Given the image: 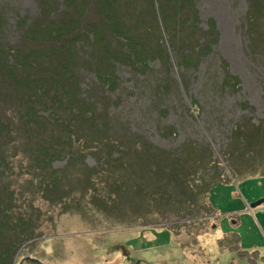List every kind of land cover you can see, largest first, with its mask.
Returning a JSON list of instances; mask_svg holds the SVG:
<instances>
[{"label":"trees","instance_id":"obj_1","mask_svg":"<svg viewBox=\"0 0 264 264\" xmlns=\"http://www.w3.org/2000/svg\"><path fill=\"white\" fill-rule=\"evenodd\" d=\"M35 1L37 13L23 27L24 45L8 44L0 35V100L17 109L15 123L23 140L20 149L30 160L24 167L30 171L31 191L47 202L63 204V210L81 214L84 202L95 204L100 199L103 205L98 206L105 207L109 200L112 210L106 213L111 218L123 215L124 200L132 215L145 219L152 213L196 217L200 210L206 211V192L217 182L231 181L223 177L226 170L217 155L204 143L198 146L195 139L166 153L149 141L142 142L143 150L134 143L131 151L147 155L146 166L137 169L139 163L124 159L129 145L119 133L111 132L106 109H96L92 99L80 94L76 68L79 63L92 68L105 90L112 91L119 84L117 64L136 73L146 72L152 59L165 69L196 67L219 37L214 19L208 17L206 27L201 26L196 0ZM247 2V45L252 52H261L264 34L258 18L264 2ZM3 24L0 13V30ZM220 67V88L238 90L239 78L222 58ZM180 80L184 83L182 76ZM162 86L167 87L165 82ZM9 123L0 117V137L12 140ZM229 130L221 155L231 176H264V115L257 121L233 120ZM84 149L97 150L96 165L88 168L83 162ZM4 150L0 146V166H8L9 156H15ZM187 158L192 163L188 170L183 165ZM58 159L80 168H72L74 184H64L67 176L52 165ZM78 173H85V178ZM9 185L0 186V264H13L17 251L35 236L40 216L34 205L28 212L13 210L17 204ZM59 185L62 189L57 191ZM28 201L33 203L31 197ZM36 256L27 257L33 264H45Z\"/></svg>","mask_w":264,"mask_h":264},{"label":"rangeland","instance_id":"obj_2","mask_svg":"<svg viewBox=\"0 0 264 264\" xmlns=\"http://www.w3.org/2000/svg\"><path fill=\"white\" fill-rule=\"evenodd\" d=\"M37 4L35 0H0L4 18L0 35L4 42L25 44L23 27L36 15ZM248 4L247 0H196L201 26L206 27L207 18L212 17L219 36L196 67L182 71L174 65L173 69H165L159 60L152 59L146 72L136 73L127 65L117 64L119 84L112 91L105 90L92 68L81 63L76 68L80 94L92 99L96 109H106L111 132L119 133L124 144L129 145L124 159L139 163L141 167L137 169L146 166L147 155L131 151L130 144L134 143L142 149V142L149 141L166 153L195 139L198 146L204 143L217 155L226 170L223 177L227 175L231 181L211 186L203 198L208 208L200 210L196 217L168 212L164 217L152 213L145 219L132 215L126 200L120 204L123 215L115 218L106 213L112 210L109 200L101 208L97 204L103 205L100 199L95 204L84 202L83 214L63 210L61 203L47 202L31 191L28 183L31 175L24 166L30 160L20 149L23 140L15 123L17 109L1 98L0 117L10 121L12 140L0 137V146L4 153L13 151L15 158L9 156L11 163L0 166V186L10 182L17 204L13 210L28 212L34 205L40 213L35 236L17 251L13 264H33L28 255H37L45 264H264V202L251 205L253 200L264 198V176L235 179L221 155L233 120L257 121L264 115V51L252 52L248 48ZM261 13L258 23L264 34V7ZM21 20L23 24L18 22ZM260 47L264 48V43ZM84 51L79 49L82 55ZM221 58L239 78L240 88L236 91L218 84L223 73ZM170 59L174 60L173 55ZM194 100L197 104L193 107ZM173 126L175 131L170 132ZM83 152L88 168L96 165L97 150ZM189 159L183 163L187 170L192 164ZM65 160H55L52 165L67 176L63 179L65 185L74 184L72 168H80ZM78 176L84 179L86 175ZM76 196L77 192L73 198ZM149 218L157 222H149Z\"/></svg>","mask_w":264,"mask_h":264},{"label":"water","instance_id":"obj_3","mask_svg":"<svg viewBox=\"0 0 264 264\" xmlns=\"http://www.w3.org/2000/svg\"><path fill=\"white\" fill-rule=\"evenodd\" d=\"M263 199H264L263 197H259L258 199L253 200L251 205L260 204V203L264 202Z\"/></svg>","mask_w":264,"mask_h":264}]
</instances>
